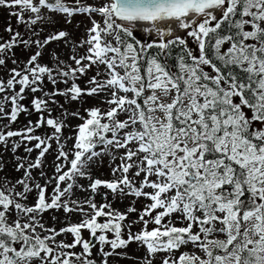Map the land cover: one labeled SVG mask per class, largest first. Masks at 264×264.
Returning <instances> with one entry per match:
<instances>
[{
  "label": "snow or ice",
  "instance_id": "obj_1",
  "mask_svg": "<svg viewBox=\"0 0 264 264\" xmlns=\"http://www.w3.org/2000/svg\"><path fill=\"white\" fill-rule=\"evenodd\" d=\"M0 8L16 20L0 35V146L26 153L15 158L22 175L0 187V264H97V245L108 264L134 242L145 250L139 264L160 254L161 264H264V0H0ZM78 15L91 26L76 39L60 21ZM177 45L173 72L160 57ZM85 97L107 108L65 107ZM21 114L36 119L13 130ZM106 158L110 179L93 173ZM77 189L88 195L73 199ZM129 197L148 203L113 207ZM50 210L81 219L46 227Z\"/></svg>",
  "mask_w": 264,
  "mask_h": 264
},
{
  "label": "rangeland",
  "instance_id": "obj_2",
  "mask_svg": "<svg viewBox=\"0 0 264 264\" xmlns=\"http://www.w3.org/2000/svg\"><path fill=\"white\" fill-rule=\"evenodd\" d=\"M8 20H11V23L13 25V27H16V20L15 17H9L8 16V10L7 9H3L0 8V35H2L5 39L8 38L7 37V33H4L3 29L7 23ZM90 23L87 19V17L85 16H76L72 19V23L71 24H64L63 20L60 21V27L63 30L68 31L70 34H72V36L76 39L80 38L85 31L86 27H90ZM23 30V29H21ZM138 36H145L146 34L143 33L142 31H138L136 33ZM175 35V34H173ZM177 35H185L183 32H181L180 34ZM169 39H171V37H168ZM188 43H189V47L194 48V42L191 40V38H188ZM51 48H56L60 51L61 55L63 56V53L68 51L67 49L63 48L62 45H57V44H53L51 45ZM83 54V53H81ZM19 55V52H18ZM48 57H46L47 59ZM170 68V67H169ZM172 69V68H170ZM172 71V70H171ZM95 72V69H93L92 71H90L88 73V77L92 76ZM87 77H81L80 81H78L81 84V87H84L85 83H86ZM49 88H51V85H48ZM61 88L64 87V85H60ZM85 103L83 105H81L80 103H72V104H65V107L68 108L70 111H76L79 110L82 114L84 112L85 108H89V107H101V108H107L106 104H102L101 103V98L100 97H85ZM61 103L64 102L63 98H60ZM56 115H58L59 113H55ZM123 118V117H121ZM27 119H33L35 120L36 117L35 115H33L32 117H27L25 114H21L18 117V121L14 124L11 125V128L13 130L16 129H20L22 128L26 123H27ZM7 120H4L3 123H7ZM71 125H75L76 123H79L78 120H73L70 122ZM47 129H42V130H38L37 131V135H44L45 132H47ZM65 134L69 135L70 131L68 129L65 130ZM15 139V138H13ZM34 143V142H33ZM56 148V145L53 144V149ZM36 152L32 153V157L34 158L36 156ZM0 155L3 156V159L7 161V166L4 167L3 171H0V187L3 186V184L5 183V181H7L8 183V187L11 188V186L13 184H15L16 180L22 175L21 172H16L14 170V164H15V158L16 157H22L25 156L26 153L24 152L23 147H21L20 149H18L15 153H12L10 148L9 149H5L3 146H0ZM54 151L50 154H48L46 161H45V171L48 172L49 174H51L53 172L52 169V163L54 162ZM109 163L110 160L109 159H104L102 161V163L99 164L98 167H95L93 169V173L96 176L102 177V178H106V179H110L111 178V169L109 167ZM33 175L36 176L38 175L37 171L33 172ZM41 183H43V181H40ZM80 184H87V181L85 179H80L79 180ZM16 190H19V187H17ZM52 187L50 186L48 188V192L51 193ZM36 193L33 192L30 196H29V200L28 203L32 204L34 202V198H35ZM88 195V193L82 192L80 190H75L74 191V195H73V199H78V200H83L86 196ZM112 198L109 197V200H111ZM96 201L97 203L102 202V197L100 195L96 196ZM148 203V201L144 200V199H139V200H133V198L129 197L126 199H123V201H113V207L118 209L121 212H125L127 211L128 207L130 206H134L137 209V212H139L140 210H142L143 206ZM53 217H56V219H53ZM137 218L136 214H129L128 216V221L129 223H131L133 220H135ZM81 219L79 214H73L70 217H66L65 213L63 211H56V210H50L47 211L45 213H43L42 216V222L45 224L46 227H54L56 229H59L63 226H65L67 223L71 222V223H77L79 222ZM141 225L137 224L133 226V232L139 231ZM150 227H152L150 225ZM39 231V229H38ZM83 237L85 239H89L90 238V234L87 231L83 232ZM125 238H126V233H125ZM219 239H224L223 235L218 237ZM58 240H65L66 242H71L72 240V236L71 235H61L59 237H57ZM94 243L95 240L93 241ZM99 247V245H97V248ZM97 248L93 249V258L97 259V264H99V257H98V252H97ZM108 246H105V251H108ZM74 251L79 252L80 248H76L74 249ZM117 251H125L127 253V256L124 257H120L119 259L116 256H110L108 257V264H139L140 262V258H142L145 254V250L141 247H138V245L134 242L131 243L126 250H121V249H117ZM181 251L183 252H191L192 248L191 246L187 247V248H182ZM162 255L164 254H160L157 255L154 258V264H161V258ZM178 255V254H177Z\"/></svg>",
  "mask_w": 264,
  "mask_h": 264
},
{
  "label": "trees",
  "instance_id": "obj_3",
  "mask_svg": "<svg viewBox=\"0 0 264 264\" xmlns=\"http://www.w3.org/2000/svg\"><path fill=\"white\" fill-rule=\"evenodd\" d=\"M181 47L182 46L177 45V46H175V47H173L171 49L170 54L162 55L160 57L162 62H164L167 65L168 68L169 67L172 68V69H170V68L169 69L172 70L173 72L178 71V68H177V57H178V55H180ZM150 51L152 52L153 55H155L156 49H152Z\"/></svg>",
  "mask_w": 264,
  "mask_h": 264
},
{
  "label": "bare ground",
  "instance_id": "obj_4",
  "mask_svg": "<svg viewBox=\"0 0 264 264\" xmlns=\"http://www.w3.org/2000/svg\"><path fill=\"white\" fill-rule=\"evenodd\" d=\"M182 32V31H181ZM181 32H174L173 34L177 35V34H180Z\"/></svg>",
  "mask_w": 264,
  "mask_h": 264
},
{
  "label": "water",
  "instance_id": "obj_5",
  "mask_svg": "<svg viewBox=\"0 0 264 264\" xmlns=\"http://www.w3.org/2000/svg\"><path fill=\"white\" fill-rule=\"evenodd\" d=\"M90 239V238H89Z\"/></svg>",
  "mask_w": 264,
  "mask_h": 264
}]
</instances>
